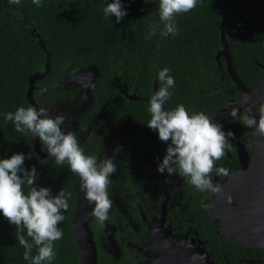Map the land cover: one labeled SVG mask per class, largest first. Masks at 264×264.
I'll return each mask as SVG.
<instances>
[{
    "label": "trees",
    "instance_id": "obj_1",
    "mask_svg": "<svg viewBox=\"0 0 264 264\" xmlns=\"http://www.w3.org/2000/svg\"><path fill=\"white\" fill-rule=\"evenodd\" d=\"M111 2L41 0L37 7L32 0H20L19 5L0 0V159L16 153L29 155L32 158L25 159L24 167L36 168L35 186L49 188L53 196L61 189L65 191L69 207L58 225L63 237L54 242L56 256L52 264H77L71 220L76 208L73 187L78 176L67 163L35 161L30 134L18 133L11 121L5 122L6 113L30 106L26 98L30 76L44 73L47 65L48 72L36 80L33 92L34 101L41 107L65 100L66 92L58 88L59 84L93 67L97 71L94 111L106 105V116L118 117L121 113L127 123L146 124L150 119L149 104L129 100L121 91L150 98L154 82L158 89L162 86L157 74L166 67L175 82L169 89L166 110L183 105L189 114L211 115L238 93L228 76L220 79L214 60L221 48L220 26L224 21L225 40L238 78L251 88L264 78L260 66H264V16L256 17L258 11L251 6L230 10L235 0H197L196 8L175 17L178 34L164 37L160 35L164 26L158 15L159 0H121L127 15L119 23L115 17L104 15V7ZM150 30H155L156 35L149 36ZM222 130L229 131L225 126ZM42 150L45 151L43 144ZM24 190L27 192V186ZM203 220L207 222L204 214ZM90 229L97 245V264H124L129 260L102 250V231L96 219L90 222ZM208 244L223 264H240L238 259L243 256L264 257L259 249H245L218 238ZM23 253L15 226L0 214V264H30L23 259ZM35 254L34 247L32 255Z\"/></svg>",
    "mask_w": 264,
    "mask_h": 264
},
{
    "label": "clouds",
    "instance_id": "obj_2",
    "mask_svg": "<svg viewBox=\"0 0 264 264\" xmlns=\"http://www.w3.org/2000/svg\"><path fill=\"white\" fill-rule=\"evenodd\" d=\"M9 3L19 5L20 0H9ZM32 3L41 6V0H32ZM196 6L197 0H159L158 15L164 26L160 35H177L175 17L190 12ZM103 12L105 17H115L117 23L127 15L121 0H112ZM154 35L155 30H150L149 36ZM157 77L162 86L148 102L150 119L146 125L157 133L161 142L167 144L157 172H166L169 177H184L199 191L222 193V186L213 184L211 174L215 162L223 158L226 151L231 152L233 145L230 141L235 139V133L223 131L220 124L213 123L202 112L189 114L183 105L166 110L164 105L171 96L169 89L174 87V78L166 67L158 72ZM238 112L239 109L232 108L228 115L235 118ZM4 119L13 123L16 132L31 134L43 142L48 156L54 158V164L67 163L71 172L80 178V191L95 205L92 215L99 226L104 227L112 208L108 186L109 177L117 170L116 163L111 158L98 162L96 156L86 155L75 133L63 130V115L53 118L46 109L37 110L29 106L6 113ZM241 120L245 127L254 129L253 135L264 137V104L259 107L258 120L251 114L243 115ZM26 158L32 157L16 153L10 158L0 159V214L15 226L16 240L24 248V260L30 264H52L56 256L54 242L63 237L58 225L65 219L62 213L69 207L68 198L63 189L53 196L49 188L35 186L38 173L35 167L25 169ZM215 172L217 175H230V170L225 167H217ZM226 200L231 203L230 196ZM201 205L209 207L203 201ZM261 230L264 229H256L258 232ZM34 247L36 254L33 256Z\"/></svg>",
    "mask_w": 264,
    "mask_h": 264
},
{
    "label": "flooded vegetation",
    "instance_id": "obj_3",
    "mask_svg": "<svg viewBox=\"0 0 264 264\" xmlns=\"http://www.w3.org/2000/svg\"><path fill=\"white\" fill-rule=\"evenodd\" d=\"M257 11L259 12V9ZM220 66L225 71L220 79L228 76L232 82L222 56ZM81 72L84 71L72 74L59 84L58 88L66 92L65 100L53 102L52 105H42L39 109L44 108L49 112L50 108H53L56 115H63V112L67 111L64 112L66 114L62 127L75 133L84 153L96 156L98 162L111 158L116 163L117 170L109 177L108 186L112 208L105 226L100 227L102 232L99 235V245L102 250L116 254L118 258L129 257L124 264H152L166 252L174 251L180 253L178 255L189 256L199 264H206L201 260L205 254L208 255L209 264H223L208 244L217 238L230 243L222 237L219 221L213 222L210 219L209 207L215 194L195 189L187 183L186 178L179 175L169 177L166 172L158 173L157 167L165 155L167 144L158 139L157 133L150 130L146 126L147 123H127L121 113L118 117L112 114L106 116V105L96 107L94 111L93 87L97 77L89 84ZM257 83L255 87H247L254 90ZM236 91L238 92L237 89ZM121 92L124 96L127 94ZM238 96L239 92L230 100ZM136 97L151 99L152 96ZM258 109V106L249 105L237 117H229L219 123L222 128L225 126L235 133V139L230 141L233 145L231 152L226 151V155L215 162L211 174L214 185L225 184L229 176L241 166L237 144L243 145L248 153L247 161L250 162L254 144L253 129L245 127L241 117L247 114L255 116ZM212 115L213 113L206 116L209 118ZM104 120L108 123H104ZM42 144L43 142L41 147ZM44 148L43 151L47 153L45 146ZM217 167L229 169L230 175H217ZM202 201L209 207H202ZM203 214L207 222L203 220ZM234 254L238 258L237 252L234 251ZM238 261L240 264H264V257L253 259L243 256Z\"/></svg>",
    "mask_w": 264,
    "mask_h": 264
},
{
    "label": "water",
    "instance_id": "obj_4",
    "mask_svg": "<svg viewBox=\"0 0 264 264\" xmlns=\"http://www.w3.org/2000/svg\"><path fill=\"white\" fill-rule=\"evenodd\" d=\"M242 6H251L259 9L256 17L261 18L264 15V3L258 0H235L230 10L238 9ZM220 46L221 49L214 55L217 67L221 71L223 78L225 71L220 66V57H224L226 71L239 92L236 99L229 100L224 108L213 113L209 117L213 123H220L224 119L231 117L228 113L232 108L239 109L238 114L244 111L249 105L260 107L264 104V79L257 83L254 90L248 88L238 78L237 73L232 67V59L229 55V49L225 40L224 21L220 26ZM47 70L40 74L34 73L28 79L26 98L30 106L39 110L38 104L33 99V92L36 89L35 82L44 77ZM264 69V66H262ZM81 72L84 80L93 82L97 77V71L91 67ZM158 90L156 81L153 85V94ZM129 100H140L149 104L150 99L138 98L125 94ZM166 109V108H165ZM259 119V109L255 115ZM254 130V129H253ZM254 144L251 148V159L248 163V153L242 144H237L238 159L241 166L234 171L222 186V193L215 194L209 207L210 219L214 222L219 221V227L222 237L230 243L237 244L243 248L259 249L264 252V230L256 231L257 228L264 229V137L253 135ZM30 144L34 154V160H40L43 163L54 164V158L49 157L42 150L41 141L30 134ZM80 178L74 185L76 208L71 220L73 230V241L78 248L77 264H97V248L94 241V235L90 229V221L95 207L94 203L86 200L83 192L80 191ZM231 197V203L226 198ZM170 252V251H169ZM175 251L166 252L161 258L156 259L152 264H199L198 261L185 255H178ZM201 260L209 264L208 255L205 254Z\"/></svg>",
    "mask_w": 264,
    "mask_h": 264
},
{
    "label": "rangeland",
    "instance_id": "obj_5",
    "mask_svg": "<svg viewBox=\"0 0 264 264\" xmlns=\"http://www.w3.org/2000/svg\"><path fill=\"white\" fill-rule=\"evenodd\" d=\"M52 109H53V108H50L48 114H49L50 117H53V118H54L55 116H57V115H56V110H54V109L52 110ZM64 112H67V111H64ZM64 112H63V116L66 114V113L64 114ZM63 130H64L65 132L68 131V130L65 129V128H64Z\"/></svg>",
    "mask_w": 264,
    "mask_h": 264
}]
</instances>
